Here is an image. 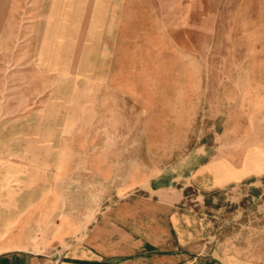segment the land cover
Here are the masks:
<instances>
[{
  "label": "rangeland",
  "instance_id": "rangeland-1",
  "mask_svg": "<svg viewBox=\"0 0 264 264\" xmlns=\"http://www.w3.org/2000/svg\"><path fill=\"white\" fill-rule=\"evenodd\" d=\"M2 7L0 249L12 238L58 249L115 194L185 172L202 145L257 146L264 164V0ZM159 57L167 70L154 69ZM125 70L130 93L114 90ZM252 184L215 209L234 242L264 245V173Z\"/></svg>",
  "mask_w": 264,
  "mask_h": 264
},
{
  "label": "crops",
  "instance_id": "crops-1",
  "mask_svg": "<svg viewBox=\"0 0 264 264\" xmlns=\"http://www.w3.org/2000/svg\"><path fill=\"white\" fill-rule=\"evenodd\" d=\"M3 4L0 0V15ZM155 63V70H167L162 57ZM131 74V70L122 71L123 82L114 90L130 93ZM151 138L146 139V150L158 157L162 152ZM177 144L178 151L183 138ZM260 151L257 146L202 145L191 152L195 162L185 172L159 171L142 184H133L132 191L115 194L83 233L58 249L23 239L7 240L0 249V264H264V245L234 242L232 228L220 222L215 209L225 205L224 196L233 186L254 191L255 177L264 173ZM150 160L149 169L157 168L160 157ZM179 179L182 185H177ZM253 197L245 193L246 200Z\"/></svg>",
  "mask_w": 264,
  "mask_h": 264
}]
</instances>
